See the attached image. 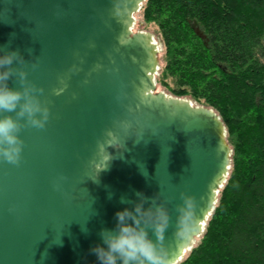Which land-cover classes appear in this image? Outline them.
<instances>
[{
  "label": "water",
  "instance_id": "obj_1",
  "mask_svg": "<svg viewBox=\"0 0 264 264\" xmlns=\"http://www.w3.org/2000/svg\"><path fill=\"white\" fill-rule=\"evenodd\" d=\"M144 1L0 0V46L19 49L26 63L16 66L50 110L43 128H21L19 163L0 160V264H100L90 249L132 206L120 197L136 191L145 207L157 195L168 208L172 264L203 233L231 147L212 108L156 90L157 43L132 30ZM7 83L20 87L15 75ZM113 137L125 147L107 145ZM181 194L190 200L182 229Z\"/></svg>",
  "mask_w": 264,
  "mask_h": 264
},
{
  "label": "trees",
  "instance_id": "obj_2",
  "mask_svg": "<svg viewBox=\"0 0 264 264\" xmlns=\"http://www.w3.org/2000/svg\"><path fill=\"white\" fill-rule=\"evenodd\" d=\"M162 50L156 90L212 108L230 166L204 232L177 264H264V0H145Z\"/></svg>",
  "mask_w": 264,
  "mask_h": 264
},
{
  "label": "clouds",
  "instance_id": "obj_3",
  "mask_svg": "<svg viewBox=\"0 0 264 264\" xmlns=\"http://www.w3.org/2000/svg\"><path fill=\"white\" fill-rule=\"evenodd\" d=\"M28 51L31 52V49ZM25 63L19 49L0 46V160L13 164L19 163L21 158V128L25 124L43 128L50 111L48 104L41 99L43 87L27 79L24 67L16 66ZM77 70L75 65L70 68L72 72ZM14 75L18 78L20 87H9L8 79ZM59 81L61 86L53 90L57 94L67 87L65 77H59ZM107 135L110 136L111 133L108 132ZM117 139L113 137L107 145L125 147L124 142L117 146ZM96 179L97 176L93 180ZM111 195L109 193V197ZM135 196L136 200H129L123 195L120 197L121 203L132 206L116 210L115 226L102 228L100 237L103 243L93 245L90 250L100 264H172V258L162 244L163 233L169 224L167 206L158 202L157 195L151 198L147 207L144 204L149 198L142 191H136ZM181 196L184 205L177 206V227L182 229L190 217V200L184 194ZM82 230L87 231L86 226L82 225Z\"/></svg>",
  "mask_w": 264,
  "mask_h": 264
},
{
  "label": "rangeland",
  "instance_id": "obj_4",
  "mask_svg": "<svg viewBox=\"0 0 264 264\" xmlns=\"http://www.w3.org/2000/svg\"><path fill=\"white\" fill-rule=\"evenodd\" d=\"M132 30L133 31L141 30V31H146V32L151 33L154 37V41L157 43V47H158L157 56L159 57L161 50H162V43L160 41L159 35L155 31V27L151 24L144 23V21L141 19L140 15L138 13H136L134 15V23L132 26ZM161 91L165 92L164 90H161ZM165 93H167V92H165ZM167 94H169V93H167ZM169 95H171V94H169ZM183 98H187V97H183ZM187 99H190V98H187ZM190 100L193 103L197 104L192 99H190ZM197 105H199V104H197Z\"/></svg>",
  "mask_w": 264,
  "mask_h": 264
}]
</instances>
